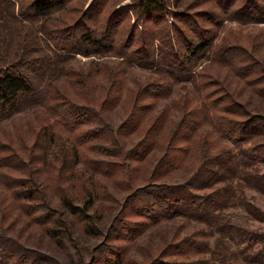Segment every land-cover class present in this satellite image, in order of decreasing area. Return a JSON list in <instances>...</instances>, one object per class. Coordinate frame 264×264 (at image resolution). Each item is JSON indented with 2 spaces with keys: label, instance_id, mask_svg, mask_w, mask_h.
<instances>
[{
  "label": "trees",
  "instance_id": "1",
  "mask_svg": "<svg viewBox=\"0 0 264 264\" xmlns=\"http://www.w3.org/2000/svg\"><path fill=\"white\" fill-rule=\"evenodd\" d=\"M138 4L150 16L164 9L163 0H139ZM245 4L258 13L263 11L259 19L264 21L263 6L253 0ZM28 5L34 13L43 15L54 11L59 1L31 0ZM149 33L152 38L157 37L155 31ZM77 42H87L104 52L111 51L116 44L115 36L111 34L106 44L86 33H82ZM210 42L204 38L196 43L189 41L191 46L186 49L195 56ZM150 43L147 49L123 51L120 56L131 58L143 69L155 67L165 75L147 77L136 82L133 88L126 87L124 99V87H120V83L116 86L109 79L95 77L96 72L89 67L70 69L74 85L76 82L85 86L86 79L93 77L90 94L84 93L85 88L75 90L76 86H72L71 92V88L59 87L47 77L51 61H54L47 54L31 56L25 59V64L17 57L15 61L0 65V125L15 112L29 107L47 109L40 110L42 114L37 113L33 120H18L11 129L0 127V264L24 262V253L30 248H26L17 235L30 225L40 227L37 246L48 241L59 248L65 244L74 247L77 226L74 218L83 224L82 231L93 229L96 233L99 226L94 223L99 222L106 211L114 210L117 202L108 186L124 176L129 182L124 178L126 186L123 189H135L133 179L147 181L127 195L128 201H141L137 208L146 210V215L155 217L157 212L153 206H159L167 212L164 216H178L185 210L184 215L208 220V209L214 217L216 205L209 206V197L196 194L192 189L214 192L216 183L225 175L224 169L230 173L246 171L253 167L251 163L264 162V157L255 156L256 151H264V112L251 110L264 102V87L257 91L252 88L249 92V95L258 92L256 95L262 97L253 98L256 102L243 101L238 94L224 99L213 92L220 84L212 75L192 72V56L188 62H183L168 54L174 57L175 64H171V58L156 57L153 51L157 50L156 45L152 40ZM80 51L79 45L73 49L75 53ZM86 51L82 52L88 54ZM249 57H233L231 63ZM261 61L250 60L247 72H256V65ZM98 63L91 60L89 66L96 67ZM82 72L86 74L77 79L76 75L82 76ZM181 74L190 81L192 95L185 91L170 103H162L170 97L174 80L181 79ZM248 83L251 85V80ZM95 90H98L97 94H94ZM221 101L225 109L221 108ZM119 105L125 108L128 105L124 119L115 127L109 124L103 128L102 113ZM207 122L230 142V149L225 145L215 147L210 141L203 144L199 127ZM86 123L92 126L83 128ZM103 139H107L106 143L101 142ZM91 143L95 145L96 153L128 159L132 164L123 168L118 160L87 155ZM219 167L223 169L221 172ZM182 170L187 172L186 176L171 180ZM248 181L250 185H256L254 180L248 178ZM227 185L229 189L230 183ZM171 203L178 204L179 208L170 206ZM204 234L200 228L191 230L180 238L182 243H176L168 250V255H190L187 258L191 261L196 259L204 264L199 253L203 248L211 250L208 242L206 246L201 245L200 236ZM176 236L173 234L172 239ZM197 254L199 258H196ZM258 259L259 255H256L251 260L264 264V259L260 262Z\"/></svg>",
  "mask_w": 264,
  "mask_h": 264
},
{
  "label": "rangeland",
  "instance_id": "2",
  "mask_svg": "<svg viewBox=\"0 0 264 264\" xmlns=\"http://www.w3.org/2000/svg\"><path fill=\"white\" fill-rule=\"evenodd\" d=\"M30 1L0 0V65L15 61L17 57L21 64H25V59L31 56L47 54L54 60L51 61L47 77L59 87L65 86L68 90L72 86H76L75 90L85 88L84 93L90 94L93 77L86 79L88 83H84L85 86L76 82L74 85V75L71 73L72 69L89 67L92 72H96L95 77L109 79L116 86L120 83L119 86L124 87V99L126 87L133 88L136 82L147 77L165 75L164 71H158L155 67L143 69L131 58L120 56L123 51L147 49L152 40L157 49L153 50L156 57L163 60L171 58V64L175 62L170 55L183 62H188L192 56V72L210 74L220 84V87H212V90L216 88L213 91L216 95L228 99L231 94H238L243 101L249 103L256 102L253 98H262L256 95L258 92L249 95L252 88L257 91L264 87V21L259 19L263 11H253L245 4L250 0H163V11L152 16L140 9L139 0H58V7L43 15L32 11L28 5ZM253 1L264 7V0ZM151 31H155V39L151 37ZM82 33L99 38L105 44L111 34L115 36L116 44L111 51L104 52L100 47L87 42H77ZM202 38L211 42L205 50L193 56L186 49L191 46L187 42L196 43ZM77 45L82 51L87 50L89 53L73 52ZM240 56L254 58L231 63L233 57ZM259 59L262 61L260 65H256L257 71L248 73L246 67L250 65V60L257 62ZM91 60L99 62L98 65L89 66ZM83 72L82 76L76 75V78L82 79L86 74ZM238 74H243L244 77H237ZM184 75L181 74V79L174 80L170 97L161 101L162 103H170L173 98L185 94V91L192 95L191 83L184 79ZM248 80H251V85ZM222 89L225 90L221 91ZM97 93L98 90H95L94 94ZM222 102L220 106L225 109ZM258 104L259 107L251 110L264 112V102ZM247 106L250 107L249 104ZM45 109L29 107L15 112L0 127L11 129L18 120H33L37 113L42 114L40 110ZM128 109V105L127 108L119 105L103 112L105 123L102 127L106 128L109 124L112 127L117 126ZM88 126H92L91 123L82 125L83 128ZM199 129L203 144L210 141L215 147L225 145L226 149H230V142L221 137L213 124L207 122ZM106 140L101 142L106 143ZM94 146L91 143L87 155L118 160L123 168L132 164L131 160L117 159L118 156L110 158L108 154L106 155L110 157L98 154L94 151ZM255 156L264 157V151H256ZM251 164L253 167L246 171L236 170L230 173L224 169L225 175L216 183L214 192H210V189H192L196 194L207 195L209 206L216 205L213 210L214 217L208 209V220H199L191 214L184 215L185 210L178 216H164L167 212H163V208L159 206H153L157 212L155 217L146 215V210L137 208L141 201H128L127 195L136 190L137 186L145 185L147 181L133 179L135 189H123L126 186L124 178L128 180L124 176L108 186L117 202L114 210L106 211L100 221L94 223L99 226L95 229L96 233L93 229L90 232L82 231L83 224L74 218L77 225L74 247L69 248L65 244V247L59 248L48 244V241L37 246L40 233L37 225L23 228L22 233L17 232L20 235L14 231L13 236L17 235L24 246L30 248V251L24 253L25 260L22 264H200L196 259L191 261L187 258L190 255H168V250L174 244L182 243L180 238L183 235L196 228L205 231L200 236L201 245L206 246L208 242L211 247V250L203 248L199 253L204 258V264H260L253 263L251 259L256 255H259V262L264 259V162ZM218 169L220 172L223 170L220 167ZM186 175L187 172L182 170L174 174L171 180H180ZM248 178L254 180L256 185H250ZM102 179L107 180L104 177ZM228 183L231 186L229 189ZM170 206L179 208L174 203ZM95 211L100 212L97 209ZM15 227L18 228L17 225ZM173 234L177 235L174 239ZM199 254L196 258H199Z\"/></svg>",
  "mask_w": 264,
  "mask_h": 264
}]
</instances>
